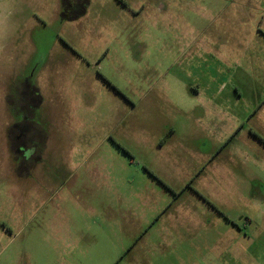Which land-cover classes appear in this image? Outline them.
I'll use <instances>...</instances> for the list:
<instances>
[{
    "label": "rangeland",
    "instance_id": "374dc122",
    "mask_svg": "<svg viewBox=\"0 0 264 264\" xmlns=\"http://www.w3.org/2000/svg\"><path fill=\"white\" fill-rule=\"evenodd\" d=\"M67 2L0 0V264H264V0Z\"/></svg>",
    "mask_w": 264,
    "mask_h": 264
},
{
    "label": "flooded vegetation",
    "instance_id": "af4514ba",
    "mask_svg": "<svg viewBox=\"0 0 264 264\" xmlns=\"http://www.w3.org/2000/svg\"><path fill=\"white\" fill-rule=\"evenodd\" d=\"M68 4V7L70 8V7H73V8H78L79 7V9L81 8V3H80V0H68V2H67ZM21 135H23V133H20L19 135H18V138H20L21 139ZM16 151H18V152H25V151H27V148H23V150L19 147V149H17ZM34 152V151H33Z\"/></svg>",
    "mask_w": 264,
    "mask_h": 264
},
{
    "label": "crops",
    "instance_id": "0c3cea01",
    "mask_svg": "<svg viewBox=\"0 0 264 264\" xmlns=\"http://www.w3.org/2000/svg\"><path fill=\"white\" fill-rule=\"evenodd\" d=\"M81 14L85 17V14H86V13H85V10H83V11L81 12ZM84 17H83V18H84Z\"/></svg>",
    "mask_w": 264,
    "mask_h": 264
}]
</instances>
